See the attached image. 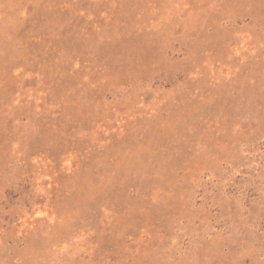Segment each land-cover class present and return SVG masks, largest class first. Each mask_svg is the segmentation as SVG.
Listing matches in <instances>:
<instances>
[{
	"label": "rangeland",
	"instance_id": "374dc122",
	"mask_svg": "<svg viewBox=\"0 0 264 264\" xmlns=\"http://www.w3.org/2000/svg\"><path fill=\"white\" fill-rule=\"evenodd\" d=\"M0 264H264V0H0Z\"/></svg>",
	"mask_w": 264,
	"mask_h": 264
}]
</instances>
